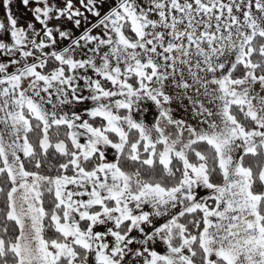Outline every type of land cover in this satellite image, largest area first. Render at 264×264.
Wrapping results in <instances>:
<instances>
[{
  "label": "snow or ice",
  "instance_id": "snow-or-ice-1",
  "mask_svg": "<svg viewBox=\"0 0 264 264\" xmlns=\"http://www.w3.org/2000/svg\"><path fill=\"white\" fill-rule=\"evenodd\" d=\"M15 4L0 264H264V0Z\"/></svg>",
  "mask_w": 264,
  "mask_h": 264
},
{
  "label": "rangeland",
  "instance_id": "rangeland-1",
  "mask_svg": "<svg viewBox=\"0 0 264 264\" xmlns=\"http://www.w3.org/2000/svg\"><path fill=\"white\" fill-rule=\"evenodd\" d=\"M18 0H17V4H15L13 6V11L14 12H17L18 11ZM19 11L20 12H23V9L22 8H19ZM4 16V9L3 7H0V18H2ZM29 17H30V14H29ZM38 27V25H37ZM144 108L145 110L143 111V118L147 121V122H150L152 121L157 115H158V112L157 110L155 109V107L151 104V102H144ZM181 113H178L177 115H180Z\"/></svg>",
  "mask_w": 264,
  "mask_h": 264
},
{
  "label": "crops",
  "instance_id": "crops-1",
  "mask_svg": "<svg viewBox=\"0 0 264 264\" xmlns=\"http://www.w3.org/2000/svg\"><path fill=\"white\" fill-rule=\"evenodd\" d=\"M160 250H161V251L164 250V246H163V245L160 246Z\"/></svg>",
  "mask_w": 264,
  "mask_h": 264
}]
</instances>
